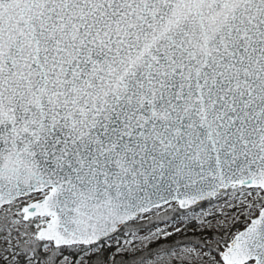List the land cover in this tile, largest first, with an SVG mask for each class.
<instances>
[{
  "label": "snow or ice",
  "instance_id": "snow-or-ice-1",
  "mask_svg": "<svg viewBox=\"0 0 264 264\" xmlns=\"http://www.w3.org/2000/svg\"><path fill=\"white\" fill-rule=\"evenodd\" d=\"M0 264H264V0H0Z\"/></svg>",
  "mask_w": 264,
  "mask_h": 264
}]
</instances>
